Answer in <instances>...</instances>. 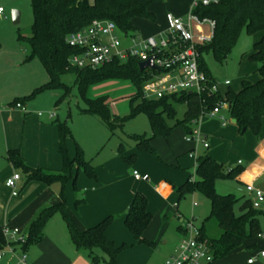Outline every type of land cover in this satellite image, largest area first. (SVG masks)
<instances>
[{
	"label": "trees",
	"instance_id": "16d2710c",
	"mask_svg": "<svg viewBox=\"0 0 264 264\" xmlns=\"http://www.w3.org/2000/svg\"><path fill=\"white\" fill-rule=\"evenodd\" d=\"M160 1L162 0H31L33 14L31 36L24 37L18 34V40L28 45L25 62L38 60L46 70L49 81L36 88L28 97L16 99L14 103L32 101L42 93L63 90L64 95L57 101L59 105L69 94L70 89L62 78L67 74H74L75 84L87 107L82 113L97 117L113 134L116 129H123L127 119L112 114L106 98H87V91L92 85L107 80H129L135 85L137 93L131 99V114L128 119L145 114L153 131V136L150 138L136 135L131 136L130 139L136 142V149L147 152L156 159L160 157L152 146L155 138H168L178 126H183L187 133L191 134L193 123L199 120L203 111L213 109L220 101L227 104L230 117L236 120V126L241 133L250 130L255 136H259L264 120V0H220L217 4L199 7L195 11L200 18L215 22L211 40L197 47L200 54V69L213 83L217 82L210 75L203 54L211 53L215 60L223 62L231 54L243 31L248 35L263 33L249 55L250 60L259 65V80L255 83L243 81L238 92L228 89L225 94L218 92L209 96L206 93L202 96L182 93L148 100L142 96L143 88L154 73L158 74L161 71L150 68L142 71L139 66L141 62L136 58L130 57L126 60L115 58L97 69L76 68L70 65L69 59L77 51L66 43L69 34L86 29L94 20H108L115 23L127 38H138L135 36L137 29L133 21L142 19L155 22L156 17L150 8ZM179 107H184L182 117H179ZM56 124L59 134V153L63 160V169L60 173L47 174L39 168H31L24 163L19 150L8 152L9 162L27 176L28 182L39 181L49 185L58 183L61 186L60 196L63 202L50 206L38 214L29 226L23 248L26 249L42 239L46 223L55 213L60 212L77 250L87 251L93 264L101 262L118 264L119 255L132 246L123 244L118 247L107 238L106 231L115 219L113 216L84 231L75 228L72 222L66 208L65 187L73 169H76V172L82 170L90 179H97V175L90 162L82 156L79 147L76 157L73 160L70 158L67 143L70 139L74 140L70 127L67 122L59 120ZM123 148L124 145H121V151ZM241 172L240 166L228 169L214 158L204 157L198 162L195 179L190 176L183 185L175 188L179 200L198 191L210 201V214L203 221L202 227H199V232L201 238L212 245L214 261L226 257L245 241L262 234L259 223L260 212L253 209L251 201H245L237 215L235 206L241 198H236L232 194L220 195L216 191L218 180L236 178ZM80 203L81 201H76V206ZM152 219L146 197L137 193L124 220L127 229L140 244L154 245L143 238ZM211 219L217 222L221 230L219 238L210 239L205 234L206 223ZM178 230L184 233L183 228L179 227ZM5 246L3 229H0V249Z\"/></svg>",
	"mask_w": 264,
	"mask_h": 264
},
{
	"label": "rangeland",
	"instance_id": "374dc122",
	"mask_svg": "<svg viewBox=\"0 0 264 264\" xmlns=\"http://www.w3.org/2000/svg\"><path fill=\"white\" fill-rule=\"evenodd\" d=\"M167 2L168 0H162L156 4L158 16L166 14L172 8V5H167ZM0 7L6 12V19L0 17V44H2V52H0V81L5 82V85L0 88V104L9 108V104L14 103L16 99L26 98L36 88L46 84L49 81V76L38 60H32L22 65L23 59L17 44L18 34L24 37L31 36V27L33 24L31 0H0ZM189 7V9L192 7L191 0ZM13 11H19L21 14V21L17 25L12 21ZM188 18L189 16H185L183 21L187 23ZM197 28L201 30L198 31L199 33L196 31ZM192 32L195 42L202 44L210 40L212 27L209 24L202 26L193 23ZM118 35L123 45L125 47L128 46L130 39L120 31ZM262 36V32L248 35L246 31H243L231 54L223 62L215 60L211 53L203 54L206 67L223 94L228 89L238 92L242 87L243 81L255 83L259 80V65L253 63L249 55L253 50L254 44ZM19 43L28 51L26 42L19 41ZM160 75L162 73H154L151 79L155 81L157 80V76ZM62 80L70 87L69 94L63 98V101L59 105L57 104V101L64 95L63 90L42 93L32 101L33 107L28 109V117L38 118V115L41 114L42 117L39 118L41 121L56 126L55 118L51 122L48 121L51 115L55 114L58 115L60 122H67L74 138V140L71 139L69 142L73 152L76 153L77 147H79L82 156L90 162L95 172H97V168L99 169V173L103 171V178L108 175V172L110 173L112 171V169L110 171L111 166L115 170L116 162L123 163V167L120 166L121 170L117 173L118 178L122 177L120 180L123 181L120 186H123L122 188L125 193L128 191L130 194H134L136 191L141 190L148 196L149 208L153 214V220L147 230L148 234L154 237L155 240H152L154 244L152 246L140 244L134 239L132 234L128 233L126 227H124L125 225H121L122 228L116 229L119 237L124 239L126 236V240H128H125L124 243L134 247L136 246V250H139L134 255L124 253L125 255H123L124 257L121 258V261L124 264H138L147 255V251L151 250V255L147 257L144 264H163L168 258L177 254V248L184 240V236L179 233L178 228L185 227L188 221H191L195 227L201 225L202 221L210 214L211 205L210 201L203 194L195 191L182 198L178 204V208H176L174 200H163L158 197L153 191L154 187L162 181L177 185L185 181L189 175L194 176L196 162L188 159V153L192 148L195 149V155L197 156L213 155L218 150L220 152L223 150L221 157L224 158V152L227 151L231 153L227 156L228 158L224 159L227 162L223 163L220 159H217L219 163L222 162L221 164L228 169H234L240 166L242 171H245L248 160L240 144L247 142L242 137L248 134L247 131L239 135L237 139L228 138L220 146L218 144L221 140L218 138L221 139V136L219 135L220 137L217 138L215 135H210L209 142L211 148L207 150L203 146L197 147L196 143L187 144L185 138L188 137V133L183 126H178L174 129L169 139L157 137L153 140L152 143L155 152L160 157V159H156L151 154L140 152L136 149V142L130 139L131 136L136 135L146 136L147 138L153 136L149 119L145 114L128 119L131 114V99L137 93V89L131 81L120 79L107 80L92 85L87 91V98H106L111 113L121 119H127L123 129H116L112 134L97 117L82 113V110L87 107L75 84V75L67 74ZM227 83H229L230 88L226 87ZM156 86L157 82L154 84V90L150 93L149 100L156 99ZM179 111V117H182L184 107H179ZM226 115L227 129L234 128V125L230 123ZM209 119L207 116L201 118L198 125L195 126V130L201 132L205 124L212 122ZM121 145H124L123 151L120 149ZM233 147L238 148L239 151H233ZM133 154H136L135 157L129 160L128 157H131ZM176 157H180V161H182L181 168L183 170L176 167ZM238 160H241L240 164L237 163ZM107 164L108 167H106ZM134 171H138L143 177L147 176L149 181L145 183L136 181L133 176ZM78 175V181L75 185L81 189L79 191V197L81 198L83 193H85L84 189H89V186L79 181L80 178L85 176L82 170L78 172ZM86 178L88 179V177ZM244 188L245 185L237 180V177L221 179L216 183V191L218 194H232L236 198L243 197L245 193ZM109 189L113 190V192H119L117 188ZM111 190L107 192L111 193ZM194 203H197L198 207H194ZM239 204L240 202L235 206V213L237 215H239ZM163 208L164 211L160 213L159 220L158 215ZM165 212L171 214L169 222L165 221ZM114 218L115 221L116 217ZM205 228L208 237L212 239L220 237L221 230L214 219L209 220ZM138 245L141 246L137 247Z\"/></svg>",
	"mask_w": 264,
	"mask_h": 264
},
{
	"label": "crops",
	"instance_id": "0c3cea01",
	"mask_svg": "<svg viewBox=\"0 0 264 264\" xmlns=\"http://www.w3.org/2000/svg\"><path fill=\"white\" fill-rule=\"evenodd\" d=\"M158 3L159 2L153 4L150 8V11L156 17L155 22L142 19H135L133 21V25L137 29V34H135L136 37H160L167 31L168 14H172L184 20L185 16H189L193 11V1L191 9H189L190 0H168L167 5H172V8H170L166 14L158 16L156 11V4ZM5 13L6 12L4 11L3 14H0V17L6 19ZM204 25L206 24H203L202 26ZM196 31L198 32L201 30L197 28ZM212 36L213 31L211 38ZM209 41L198 45L202 46ZM130 43L131 42L129 40V45ZM17 44L23 59L22 65L28 63L25 62L28 51L22 47L18 38ZM0 52H2V44H0ZM3 85H5V82L0 81V88H2ZM226 87L230 88L229 83L226 84ZM32 101H24L23 103L21 102L20 108L17 107V103L9 104V108L0 104V229L8 228L13 230L17 229L19 231V235L12 242L15 253H10L5 246V256L4 259L0 261V264H17V258L22 254L27 257L28 264H93L87 251H79L75 248L71 240L67 224L60 212L55 213L48 220L43 230V237L38 242L24 249L23 243L20 240V238L27 236L30 224L42 210L63 202L60 196V184L54 183L49 185L39 181L28 182L27 176L24 175L20 169L15 168L8 160V152L10 150H19L24 163L31 168H39L47 174H58L63 169V160L59 153V134L56 124V121L59 120L58 115L52 114L48 120L51 122L52 120L56 119V126H53L48 122L41 121L39 119L42 117L41 114L38 115V118L28 117L27 111L33 107ZM222 114L224 116H228L229 121L232 125H234V128L227 129V124L223 125L218 117L210 118L209 120L212 122L205 124L200 132L206 139L209 147L204 148L202 144L196 142H187L185 138L186 143L189 145L196 143L197 147L203 146L204 149L208 150L211 148V144L209 142L210 135H215L217 138L221 136V139L218 138L221 140L218 144L219 146L222 142L228 140V138L237 139L242 133L236 124L232 123L233 119H231L228 109L222 110ZM193 129L194 127L192 125V130ZM247 133L248 134L246 136H242L247 142H242L240 144L241 149L248 160V163L246 164L247 169L242 171L237 176V180L245 185V193L243 197H241L239 204V213L242 204L245 201H251L252 198L246 190L247 185L252 184L254 187L264 191V120L259 136H255L250 130H248ZM169 137L165 139H169ZM70 140L68 141L67 145L70 158L73 160L76 157L77 151L76 153L73 152L72 146L69 143ZM233 151H239V149L233 147ZM222 153L223 150L221 152L218 150L214 154L212 153L213 155L197 156L195 155V149L192 148V150L188 153V159L196 162L194 166V176L189 175L185 181H182L177 185L168 183L167 181H162L154 187V193L163 200H174V205L176 208H178V204L181 199L179 200L178 194L175 192V188L183 185L190 176L195 179L196 168L201 158L212 157L216 161L220 159V161L223 163L227 162L224 159L228 158L227 156L231 153L225 151L224 158L221 157ZM190 154H193L194 157L191 158L189 156ZM175 161L176 167L178 169H182V161H180V157H176ZM240 162L241 160L237 161L238 164H240ZM121 163L119 161L118 163L116 162L115 170L111 166L110 171L111 169L112 171L110 173L108 172V175L105 178L102 177L103 171L102 173H99L98 168L97 172H95L97 179L88 178V180L84 173L85 176L80 178L79 181L87 184L89 189H84L85 193H83L81 198L79 197V191H81V189L75 185L79 176L78 172H76V169H73L71 178L65 187L66 208L69 211L75 228L80 231H84L99 224L105 218L114 216L116 217V220L107 229L106 236L118 247L125 244L124 241L126 240V236L124 239H121L117 234L116 229L120 227L122 228L121 225H125V215L134 199V196L137 193H140L146 197L148 201V211L153 217V214L149 208L148 196L145 193H143L141 190L136 191L134 194H130L128 191L125 193L122 188L123 186H120L121 182L123 181L120 180L122 177L118 178L117 173L121 170L120 166L123 167V163ZM106 167H108V164ZM15 173L21 174V180L18 182L19 194L17 196H13L12 191L6 185L7 180ZM135 180L143 183L149 181ZM109 188H117L119 192H113V190ZM109 190L112 192L108 193L107 191ZM76 201H81L79 206H76ZM194 207H198V204L194 203ZM163 211L164 208L159 212V220L160 213ZM259 212V223L262 236L245 241L240 247L231 251L226 257L218 259L212 264H250L249 260L251 259H254L252 264H264V257H261L260 255L261 252H264V210ZM164 216L165 221L169 222L171 219V214L165 212ZM203 221L201 225L198 226V228L202 227ZM124 227H126V225ZM127 231L130 233L128 229ZM179 233L184 236L183 232L179 231ZM143 238L151 243L152 240H155L154 237L148 234V230L145 231ZM140 246L141 245H138L137 247ZM136 249V246H132L130 249L122 252L123 254L121 253L118 257V264H124L121 261V258L124 257L123 255H125L124 253H131L134 255L137 253L136 251H139ZM150 255L151 250H148L147 255L144 256V258H142L138 264H144L145 260ZM101 263L106 264L105 262Z\"/></svg>",
	"mask_w": 264,
	"mask_h": 264
},
{
	"label": "built area",
	"instance_id": "2783aa9c",
	"mask_svg": "<svg viewBox=\"0 0 264 264\" xmlns=\"http://www.w3.org/2000/svg\"><path fill=\"white\" fill-rule=\"evenodd\" d=\"M193 11L190 13L188 22L185 23L180 17L172 14L167 15V31L160 37L152 36L148 38H130V45L124 46L120 39L119 29L115 23L108 20H94L84 30L71 33L66 38L69 47L77 51L70 57L69 63L76 68L97 69L111 62L115 58L126 60L127 58H136L140 62L148 61L154 58V66L161 71L162 75L157 76V80H150L143 88L142 96L144 99H150V93L156 86V99H162L168 96L179 95L182 93L197 94L202 96L206 93L208 96L220 92L219 85L200 69L198 44L195 42L192 32V24H209L212 31L215 22L210 19H202L196 13L199 7H208L217 4L220 0H192ZM4 10L0 8V14ZM20 108L21 104L18 103ZM228 109L224 101H220L213 109L204 110L200 119L204 116L209 118L218 117L223 125H226V118L222 110ZM199 120L193 123L194 129L186 138L187 142H196L208 148L209 144L200 132L195 130ZM191 158L193 154L189 155ZM241 163V162H240ZM137 180L148 181L147 176H141L134 172ZM21 180V174L15 173L6 182L7 187L12 191L13 196L19 194L18 182ZM247 192L251 195L252 207L255 210H264V191L247 185ZM196 205V204H195ZM184 229V240L177 248V254L168 258L163 264H212L214 262V251L212 245L201 238L199 228L188 221ZM4 237L7 240L6 249L14 254L15 249L13 240L19 235L17 229H3ZM262 236V235H260ZM26 237L20 238L21 242ZM264 257V252L260 253ZM4 248L0 249V261L4 259ZM254 259L249 260L252 264ZM17 264H28L27 257L22 254L17 258Z\"/></svg>",
	"mask_w": 264,
	"mask_h": 264
},
{
	"label": "water",
	"instance_id": "95a60500",
	"mask_svg": "<svg viewBox=\"0 0 264 264\" xmlns=\"http://www.w3.org/2000/svg\"><path fill=\"white\" fill-rule=\"evenodd\" d=\"M12 21H13V23L15 25H17V24L20 23V21H21V14H20L19 11H13L12 12ZM153 62H154V58H151V59H149L148 61H145V62H141L140 65H139L140 66V69L142 71L143 70H146L148 68H150V69H156L155 66H154V64H153ZM232 123L233 124H236V120L233 119L232 120Z\"/></svg>",
	"mask_w": 264,
	"mask_h": 264
}]
</instances>
